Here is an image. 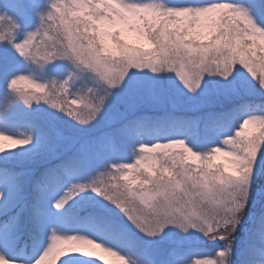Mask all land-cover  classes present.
Listing matches in <instances>:
<instances>
[{"label": "snow or ice", "instance_id": "6c2138e0", "mask_svg": "<svg viewBox=\"0 0 264 264\" xmlns=\"http://www.w3.org/2000/svg\"><path fill=\"white\" fill-rule=\"evenodd\" d=\"M0 48V264H264V0H3Z\"/></svg>", "mask_w": 264, "mask_h": 264}, {"label": "rangeland", "instance_id": "374dc122", "mask_svg": "<svg viewBox=\"0 0 264 264\" xmlns=\"http://www.w3.org/2000/svg\"><path fill=\"white\" fill-rule=\"evenodd\" d=\"M0 3H3V0H0ZM170 3H172V2H170ZM134 38H135L134 43L135 44L138 43L139 38L138 37H134ZM4 51L5 50L3 48H0V54H3ZM37 75L42 76L43 78H48L44 74L39 73V72L37 73ZM60 78L61 79L64 78L63 74H61ZM35 111L41 116H47L51 113V110L46 105L39 106L38 108L35 109ZM17 130H24V129L21 128V129H17ZM249 130L251 132L252 131L256 132V130L254 128H250ZM256 134H258V133L256 132ZM4 143L7 144L8 146H10V148L12 147L7 142H4ZM261 195H264V187L259 188L257 195H254L253 207H255L257 204H260L261 207H263V209H264V199L260 198ZM258 212H259V207H258V209L249 210L247 223H246L245 227L241 230V233H240L242 241L245 240L247 235L252 232V228H253V225L255 223V219H257L259 217ZM207 243H208L209 247L213 246V242L208 241ZM90 258H97L99 264H105V262H106V264H121V262L119 260L115 259L114 257L106 255L105 253L101 252L99 249L92 250V257H90Z\"/></svg>", "mask_w": 264, "mask_h": 264}, {"label": "trees", "instance_id": "16d2710c", "mask_svg": "<svg viewBox=\"0 0 264 264\" xmlns=\"http://www.w3.org/2000/svg\"><path fill=\"white\" fill-rule=\"evenodd\" d=\"M177 1L178 0H168V2H172V3L177 2ZM134 37H138V36L135 33H131V34H128L126 38L128 39V42L129 43L135 44L134 43V39H135ZM249 132L252 133V134H256V132H253V131L251 132L250 130H249ZM5 148L6 149H9L10 146H8L7 144H5ZM227 160H228L227 157L220 156L217 159L216 163L217 164H225L227 162ZM253 204H254V200H252V204H251L250 210L258 209V207H259V212H258L259 217L257 219H255V223L253 225L252 232L255 231L259 227V219H260L261 216H264V209H263V207H261L260 204H257L255 207H253ZM57 264H59L58 261H57ZM91 264H99V262L98 261H95V260H92L91 261Z\"/></svg>", "mask_w": 264, "mask_h": 264}]
</instances>
